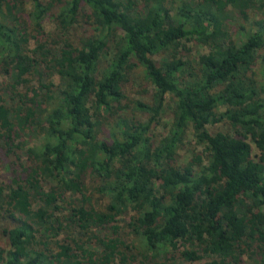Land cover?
<instances>
[{
  "label": "trees",
  "instance_id": "obj_1",
  "mask_svg": "<svg viewBox=\"0 0 264 264\" xmlns=\"http://www.w3.org/2000/svg\"><path fill=\"white\" fill-rule=\"evenodd\" d=\"M4 164L0 264H264V0H0Z\"/></svg>",
  "mask_w": 264,
  "mask_h": 264
},
{
  "label": "rangeland",
  "instance_id": "obj_2",
  "mask_svg": "<svg viewBox=\"0 0 264 264\" xmlns=\"http://www.w3.org/2000/svg\"><path fill=\"white\" fill-rule=\"evenodd\" d=\"M44 27H45L46 32H50L54 26L51 23H46ZM87 30H89V28L85 27V29H83L82 32L83 31L86 32ZM190 47H193L194 55H200L201 53L202 54L207 53V49L205 48H200L192 44L190 45ZM131 77H132L131 81L126 86L127 95L133 100L151 102L152 93H153L154 88L152 84L146 79L145 74L142 71L141 72L135 71L132 73ZM4 79L5 78L1 77V80H4ZM54 81L58 83L59 78L55 77ZM32 84L36 85V82L33 81ZM21 89L24 90L22 87ZM171 107H173V104H170V107L167 110V113H166L167 116L164 119L163 125L157 126L154 129V136L156 139H163V137L169 134V130H170L169 124L172 123L171 122L172 121ZM223 111L224 109L222 110V112ZM209 129L212 132H216L219 129V126H216V125L210 126ZM256 153H257V150H256ZM197 155L201 156L205 163L207 162L206 161L207 153L205 151V147L203 145H199L197 143V140L193 137V135L189 133V136L185 140L183 147H181L178 151L177 162L179 165H186L190 161L193 162L196 159ZM195 161H198V159H196ZM2 167H3V170H0V171H1V174H4L5 173L4 169H6L7 165L4 164L2 165ZM88 183L89 185H92L93 183H95V181L93 179L88 178ZM95 196L97 197L99 195L95 194ZM9 225H10L9 222H6L4 226L7 227ZM2 229L3 228H0V230ZM1 242L5 245V239H1Z\"/></svg>",
  "mask_w": 264,
  "mask_h": 264
}]
</instances>
